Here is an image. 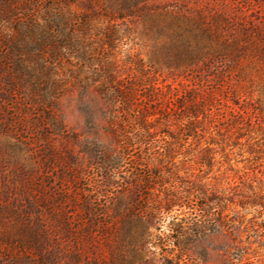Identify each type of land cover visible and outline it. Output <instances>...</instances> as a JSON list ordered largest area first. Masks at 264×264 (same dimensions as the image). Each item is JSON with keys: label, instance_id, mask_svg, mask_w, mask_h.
Returning a JSON list of instances; mask_svg holds the SVG:
<instances>
[{"label": "rangeland", "instance_id": "374dc122", "mask_svg": "<svg viewBox=\"0 0 264 264\" xmlns=\"http://www.w3.org/2000/svg\"><path fill=\"white\" fill-rule=\"evenodd\" d=\"M185 32L202 57L179 54ZM259 50L264 0H0V264H177L178 228L166 214L147 219L158 192L138 197L136 187L143 165L159 164L144 153L166 146H124L121 130L136 126L122 122L132 119L111 83L141 81L144 97L159 88L163 105L184 89L213 91L211 129L175 149L180 174L225 194L264 190ZM211 140L215 164L202 168ZM191 214L202 220L199 208ZM226 214L228 231L197 239L185 229L179 264H264V209Z\"/></svg>", "mask_w": 264, "mask_h": 264}, {"label": "trees", "instance_id": "16d2710c", "mask_svg": "<svg viewBox=\"0 0 264 264\" xmlns=\"http://www.w3.org/2000/svg\"><path fill=\"white\" fill-rule=\"evenodd\" d=\"M200 25L202 35L206 38L211 36L210 29L202 20ZM195 39L196 36L190 32L178 33L176 40L179 42V54L189 59L202 57V49L197 43H193ZM262 50L259 51L264 53ZM224 52L220 54L223 57L221 62L224 67L218 77H221L228 69L224 60L229 54ZM111 84L124 112L123 115L126 114L132 119V124L129 123V118L122 122L136 126L131 131L120 128L123 132L121 138L124 146L131 148L134 144H138L140 147H145L148 142L161 141L167 147L162 152H153L151 155L144 153L146 160L156 159L159 164L152 168L145 163L143 166L148 170L143 175H137L136 187L138 197L143 195L148 197V193L158 192L157 197L151 200V206L146 208L147 219L151 220L159 213L166 214V217L171 219L169 224L178 228L180 234L175 247L182 255L180 254L177 258V264L184 260L182 256L187 258L185 252L187 248L184 247L186 242L183 240L185 229L193 233L190 234L193 235L192 237L200 239L203 235L220 230L228 231L232 228L228 226L230 218L226 214L231 205L241 208L249 205L264 209V190L262 189L249 186L245 190H236V187H231L225 194L218 190L216 183L211 180L202 182V177L198 175H181L179 172L175 161L180 155L178 152L188 148L190 140L200 138L201 134L211 129L212 108H215L213 91L204 92L198 86L184 89L174 102L166 101L163 105L155 98V94L161 91L159 88H155L154 94L145 93L144 97L145 88L141 81L123 78L113 80ZM159 104L161 106L157 107ZM205 122L208 127L206 129L202 127ZM124 126L127 127L125 124ZM172 126L178 127L174 130V134L168 131ZM211 145H213L212 140L197 154V164L202 168L210 169L215 164L217 151ZM176 147L179 151H175ZM235 198H237L236 202ZM198 201H202L199 206ZM195 207L203 212L200 221L191 217V211ZM175 208L180 209L181 213L176 216L170 215Z\"/></svg>", "mask_w": 264, "mask_h": 264}]
</instances>
